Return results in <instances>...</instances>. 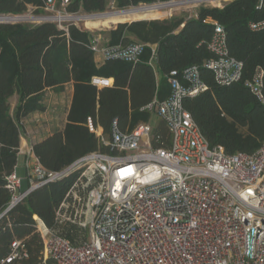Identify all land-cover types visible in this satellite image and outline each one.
Listing matches in <instances>:
<instances>
[{"label":"trees","instance_id":"16d2710c","mask_svg":"<svg viewBox=\"0 0 264 264\" xmlns=\"http://www.w3.org/2000/svg\"><path fill=\"white\" fill-rule=\"evenodd\" d=\"M60 2L62 0H59ZM69 13L97 14L125 10L173 0H69ZM264 2V0H263ZM261 0H232L222 7L201 5L196 16L121 23L105 32L108 45H148L137 63L105 61L100 66L90 48L94 32L69 24L67 30L55 22L0 23V264L11 253L14 241L25 245L23 257L10 264H57L44 256V240L38 220L77 244L85 232L72 224H59L56 212L75 181V176L49 183L8 210L12 194L6 178L18 168L24 120L45 112L47 90L63 92L73 85L72 102L63 130H57L34 145L40 164L51 172L61 171L83 156L108 153L88 128V118L110 136L114 121L122 132L140 123H151L153 115L142 109L157 96L168 98L173 72L191 66L200 69L208 89L186 98L184 107L192 114L211 146L227 154H253L264 140V75L262 98L247 86L264 72V24ZM42 0H0V15L45 14ZM215 24L225 28L231 57L243 64L241 80L230 85L216 82L205 63L214 55L208 49ZM156 49L154 65L150 63ZM160 75V79L158 76ZM93 77L113 80L111 87L98 88ZM154 135L170 146L166 122L160 119ZM154 147L160 144L154 143Z\"/></svg>","mask_w":264,"mask_h":264},{"label":"built area","instance_id":"2783aa9c","mask_svg":"<svg viewBox=\"0 0 264 264\" xmlns=\"http://www.w3.org/2000/svg\"><path fill=\"white\" fill-rule=\"evenodd\" d=\"M42 1L45 14L36 16L38 23L55 22L63 30L96 16L67 12L69 0ZM263 4L261 0L260 7ZM101 41V36L93 35L90 48L103 62L137 63L148 47L101 46ZM208 49L214 58L205 67L216 82L230 85L241 80L243 64L230 56L223 26L215 24ZM155 55L152 47V65ZM263 75L258 70L247 84L259 98ZM168 82L170 96L164 100L156 96L142 111L166 122L170 146L152 133L150 122L122 132L114 121L110 136H105L88 118L89 130L108 153L92 152L51 172L40 164L32 145L26 152L29 188L21 191L16 170L6 178L10 210L33 191L76 177L56 221L78 226L85 235L74 244L38 220L45 258L57 264H264V140L253 154L230 155L211 146L184 107L186 98L208 89L199 67L185 69L182 80L173 72ZM92 84L111 87L113 80L93 77ZM24 251V243L14 241L1 264L22 258Z\"/></svg>","mask_w":264,"mask_h":264},{"label":"rangeland","instance_id":"374dc122","mask_svg":"<svg viewBox=\"0 0 264 264\" xmlns=\"http://www.w3.org/2000/svg\"><path fill=\"white\" fill-rule=\"evenodd\" d=\"M176 1L181 2V3H179L178 5L171 6V7L161 8L159 10V12H161L160 18L148 19V20H164V19H170L174 16L188 17V16H192L201 5H207V6H212V7H222L225 3L232 1V0H214L210 2H197L196 0H176ZM157 4H163V3H157ZM142 6H150V5H142ZM139 7H136V8H139ZM128 9H134V8L132 7ZM128 9H125L124 11ZM114 11H119V10L110 9L109 11H106L105 13H111ZM28 15L33 16L32 13H28ZM133 21L135 20L127 19L124 23H129ZM28 23H32V22H28ZM116 26L117 25L115 26L113 25L110 28H106L102 26L97 29H93V28L91 29V28H87L84 22L79 23V27L81 29L88 30L91 32H101L103 34H106L105 32H107L108 30L115 29ZM158 78L159 79L161 78L160 75L158 76ZM72 94H73L72 85H68L67 87H65L63 92H57V91H52V90L48 91V93L45 94L44 99H43V103L46 106V110L42 116H39V114H36L38 116L33 118L34 125L35 126L41 125L42 127L47 126L52 123L54 124L59 123L61 125V123H63L65 113L68 109V105L70 103ZM160 122H161L160 118L154 115L152 118V122H151V125L153 128V132H152L153 134L158 124H160ZM19 161L20 163H23L22 158H20ZM24 182H27V180L24 179Z\"/></svg>","mask_w":264,"mask_h":264},{"label":"crops","instance_id":"0c3cea01","mask_svg":"<svg viewBox=\"0 0 264 264\" xmlns=\"http://www.w3.org/2000/svg\"><path fill=\"white\" fill-rule=\"evenodd\" d=\"M197 11L192 15V16H196ZM191 17V16H189ZM110 31V30H108ZM95 35L94 36H101V46H106L109 44V36L108 34H103L101 32H94ZM97 64L100 66L101 64H103V59L102 57L99 55L95 57ZM68 85H72V84H68ZM67 85V86H68ZM66 86V87H67ZM73 88V85H72ZM52 89L47 90L46 93H48V91H51ZM55 91V90H52ZM73 97V94H72ZM72 97L70 100V103L68 105V109L65 113V117L63 120V123H61V125L59 123L57 124H49L47 126H35L34 122H33V118L37 117L39 114V116H42L44 114V112H36L31 114L30 116H28L25 120H24V130L25 133L23 135L22 138V142H21V148H20V154H19V159L22 158L23 159V163H20L19 159H18V168H17V174L18 176L22 179V185H21V191L25 192L28 188H29V180H28V168H27V155L26 152L27 150L32 146L35 145L38 142H41L42 140L46 139L47 137H49L50 135H52L55 131L57 130H63L66 123H67V115H68V111L72 102ZM24 179L27 180V182H24Z\"/></svg>","mask_w":264,"mask_h":264},{"label":"bare ground","instance_id":"6f19581e","mask_svg":"<svg viewBox=\"0 0 264 264\" xmlns=\"http://www.w3.org/2000/svg\"><path fill=\"white\" fill-rule=\"evenodd\" d=\"M196 1L210 2L214 0H196ZM178 4L179 3H163V4H156L153 6H141L139 8L128 9L126 11H121L111 14L109 13L105 15H98L95 16L94 18H87L84 23L87 28L97 29L102 26L106 28H110L111 26L113 25L115 26L118 23H124L127 19H131V20L158 19L161 16V12H159L161 8L171 7Z\"/></svg>","mask_w":264,"mask_h":264},{"label":"water","instance_id":"95a60500","mask_svg":"<svg viewBox=\"0 0 264 264\" xmlns=\"http://www.w3.org/2000/svg\"><path fill=\"white\" fill-rule=\"evenodd\" d=\"M168 3H171V2H168ZM121 11H124V10H119V11H116V12H121ZM116 12H111V13H116ZM105 14H109V13H105L104 12V13L90 14L89 16H93V15L98 16V15H105ZM141 20H148V19H141ZM38 21L39 20L37 19L36 16H30V15H24V16L0 15V23H19V22L38 23ZM135 21H139V20H135ZM118 24H121V23H118Z\"/></svg>","mask_w":264,"mask_h":264}]
</instances>
